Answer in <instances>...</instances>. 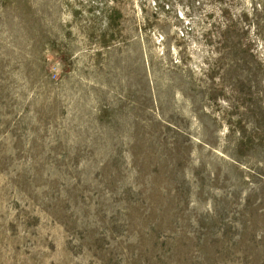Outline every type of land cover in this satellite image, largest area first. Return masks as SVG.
Segmentation results:
<instances>
[{"label": "rangeland", "instance_id": "rangeland-1", "mask_svg": "<svg viewBox=\"0 0 264 264\" xmlns=\"http://www.w3.org/2000/svg\"><path fill=\"white\" fill-rule=\"evenodd\" d=\"M0 264H264V0H0Z\"/></svg>", "mask_w": 264, "mask_h": 264}]
</instances>
